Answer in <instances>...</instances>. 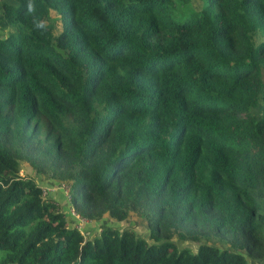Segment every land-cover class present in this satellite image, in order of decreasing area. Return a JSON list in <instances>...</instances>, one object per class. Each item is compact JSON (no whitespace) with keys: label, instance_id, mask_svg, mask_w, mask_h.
<instances>
[{"label":"trees","instance_id":"trees-1","mask_svg":"<svg viewBox=\"0 0 264 264\" xmlns=\"http://www.w3.org/2000/svg\"><path fill=\"white\" fill-rule=\"evenodd\" d=\"M193 1L0 0V264L264 258V0Z\"/></svg>","mask_w":264,"mask_h":264},{"label":"rangeland","instance_id":"rangeland-1","mask_svg":"<svg viewBox=\"0 0 264 264\" xmlns=\"http://www.w3.org/2000/svg\"><path fill=\"white\" fill-rule=\"evenodd\" d=\"M192 7L199 8L201 6L200 0H194L191 4ZM20 173L22 174H32L36 180L44 179L40 174L36 172H31V170L28 167H21ZM57 184V185H56ZM55 187H54V186ZM53 185L51 188H45L42 187L44 194L46 196L50 195L52 198H56L64 212H66L67 215V221L70 226H80L82 232H86L87 230L92 231H98L99 227L102 223L109 224L117 227L122 226H130L132 227L138 234L145 235L146 234V228L142 221L139 220H133V219H125L122 222L115 221L113 219H110L109 217L103 216L98 220L87 222L83 219H80L79 217L75 216L71 213L70 205H69V197L70 192L67 190L63 185H59L56 181L53 182ZM62 187V188H60ZM86 234V233H85ZM185 245H188L190 248L195 249L196 243L193 242H184ZM256 261H253V263ZM259 264H264V258L260 261H258ZM257 263V262H256Z\"/></svg>","mask_w":264,"mask_h":264},{"label":"crops","instance_id":"crops-1","mask_svg":"<svg viewBox=\"0 0 264 264\" xmlns=\"http://www.w3.org/2000/svg\"><path fill=\"white\" fill-rule=\"evenodd\" d=\"M38 182L40 183V185H41L42 187H45V188H51L52 185H53V182H54V181H53L52 179H51V180L49 179V181H43V180L40 179V180H38ZM56 185H57V184H56ZM50 186H51V187H50ZM53 186H54V185H53ZM54 187H55V186H54ZM55 199H56V198H55ZM78 228L81 229L80 226H78ZM89 231H90V230H88L87 233H88Z\"/></svg>","mask_w":264,"mask_h":264},{"label":"clouds","instance_id":"clouds-1","mask_svg":"<svg viewBox=\"0 0 264 264\" xmlns=\"http://www.w3.org/2000/svg\"><path fill=\"white\" fill-rule=\"evenodd\" d=\"M33 10V5H32V3L30 2L29 3V11H32ZM38 26H42V25H38ZM78 217V216H77ZM81 219V218H80ZM85 221V220H84ZM75 227H77V226H75ZM78 228V227H77ZM79 229V228H78ZM81 230V229H80ZM82 231V230H81Z\"/></svg>","mask_w":264,"mask_h":264},{"label":"built area","instance_id":"built-area-1","mask_svg":"<svg viewBox=\"0 0 264 264\" xmlns=\"http://www.w3.org/2000/svg\"><path fill=\"white\" fill-rule=\"evenodd\" d=\"M71 213L74 214L75 216H77L72 210H71Z\"/></svg>","mask_w":264,"mask_h":264}]
</instances>
